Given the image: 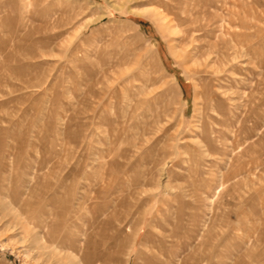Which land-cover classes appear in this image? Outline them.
I'll use <instances>...</instances> for the list:
<instances>
[{"label": "rangeland", "instance_id": "rangeland-1", "mask_svg": "<svg viewBox=\"0 0 264 264\" xmlns=\"http://www.w3.org/2000/svg\"><path fill=\"white\" fill-rule=\"evenodd\" d=\"M160 260L264 264V0H0V264Z\"/></svg>", "mask_w": 264, "mask_h": 264}, {"label": "bare ground", "instance_id": "bare-ground-1", "mask_svg": "<svg viewBox=\"0 0 264 264\" xmlns=\"http://www.w3.org/2000/svg\"><path fill=\"white\" fill-rule=\"evenodd\" d=\"M143 215V214H142ZM141 219H142V217H141ZM143 220V219H142ZM166 233H168V232H166ZM173 233V234H172ZM170 235H166L167 237H161V240H160V243H162V244H165V245H168V246H170L168 249L167 248H165V245H163V247H164V249H166V250H164V253L166 252V256L167 257H171V256H173L174 255V253H175V251H174V247L176 246L175 245V239H176V237H177V233H176V231H174L173 230V232H172ZM165 236V235H164ZM156 237V236H155ZM154 240H156V239H154ZM136 241V240H135ZM175 241V242H174ZM158 242V241H157ZM40 243H41V245L43 246V248H46V245H45V243H44V240H43V237L41 236L40 237ZM177 243V242H176ZM161 244V245H162ZM120 245V244H119ZM159 245V244H158ZM161 245H160V247H161ZM167 246V247H168ZM180 248V247H179ZM154 249V248H153ZM162 249V248H161ZM159 252V251H158ZM148 256V255H147ZM175 256V255H174ZM70 257V256H69ZM71 257L73 258V259H77V257H76V255H71ZM164 258V257H163ZM166 258V257H165ZM71 259V258H70ZM157 260V259H156ZM70 261V260H69ZM75 262H77V261H75ZM154 262V261H153ZM156 263H158L157 261H155ZM160 262L162 263V264H164L161 260H160ZM160 263V264H161ZM74 264V263H73ZM166 264V263H165Z\"/></svg>", "mask_w": 264, "mask_h": 264}]
</instances>
